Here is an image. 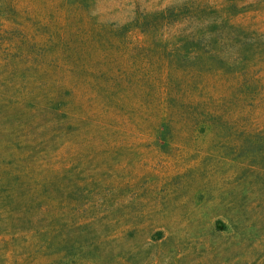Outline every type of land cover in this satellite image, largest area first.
I'll return each instance as SVG.
<instances>
[{"label":"rangeland","instance_id":"rangeland-1","mask_svg":"<svg viewBox=\"0 0 264 264\" xmlns=\"http://www.w3.org/2000/svg\"><path fill=\"white\" fill-rule=\"evenodd\" d=\"M0 264H264V0H0Z\"/></svg>","mask_w":264,"mask_h":264}]
</instances>
